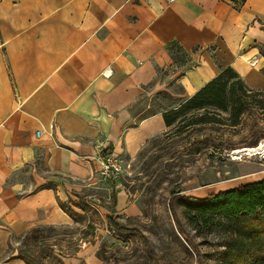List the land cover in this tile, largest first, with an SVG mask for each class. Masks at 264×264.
I'll return each mask as SVG.
<instances>
[{"label":"crops","instance_id":"obj_1","mask_svg":"<svg viewBox=\"0 0 264 264\" xmlns=\"http://www.w3.org/2000/svg\"><path fill=\"white\" fill-rule=\"evenodd\" d=\"M262 46L264 0H0V264L73 224L68 191L100 180L102 151L130 164L167 131L153 97L170 84L187 100L232 67L264 92Z\"/></svg>","mask_w":264,"mask_h":264},{"label":"rangeland","instance_id":"obj_2","mask_svg":"<svg viewBox=\"0 0 264 264\" xmlns=\"http://www.w3.org/2000/svg\"><path fill=\"white\" fill-rule=\"evenodd\" d=\"M261 49L264 54V46ZM191 64L178 66L184 69ZM160 79H164L162 73ZM168 90L153 97L161 111L177 109L185 100L173 98L182 91L179 85L172 83ZM249 96L248 110L238 127L231 126L225 113L211 111V122L191 127L190 115L183 116L149 142L130 164H123L125 171L120 177H103L100 166V180L95 185L76 181L68 191L72 197L67 195L64 205L73 224L41 230L37 243L24 239L18 246L22 256L30 264H197L190 241L200 253L202 264H223L225 257L232 258L225 264H252L248 244L237 243L247 240L237 238L222 219L195 227L187 208L177 200L174 206L185 231L183 236L169 207L177 195L204 198L211 192L264 179L263 150L257 156L233 160L236 150L264 143V92ZM201 139H211L213 145L229 149L214 156L213 147L195 152L193 143ZM113 194L117 195L115 208ZM108 215L138 229L151 243L156 258L138 235L109 231ZM235 257L243 261L233 260Z\"/></svg>","mask_w":264,"mask_h":264},{"label":"trees","instance_id":"obj_3","mask_svg":"<svg viewBox=\"0 0 264 264\" xmlns=\"http://www.w3.org/2000/svg\"><path fill=\"white\" fill-rule=\"evenodd\" d=\"M225 1L240 8L247 0ZM168 49L177 65L178 63L180 65H184L187 62L191 63L190 55L179 44L171 43ZM262 93L263 91L252 90L247 87L238 72L234 68L229 67L224 69L198 93L185 100L183 104H180L177 109L166 111L164 113V120L167 128H170L183 116L190 115L188 126L191 127L211 122L210 113L212 111V113L228 114L231 126L238 127L241 125L242 118L248 110L247 102L250 97L249 95ZM168 96L171 97V95ZM218 122L220 123L221 121ZM193 147L195 152L198 153L205 149L213 150V147L214 150L211 156L229 149L228 147L221 148L213 145L211 139L196 140L193 143ZM110 154H112V150L107 149L103 152V157L106 158ZM113 200L115 206L116 195H113ZM177 200L182 202L187 208L188 218L195 227H198L201 223L208 225L216 218L222 219L228 226V229L233 231L237 238L247 240L237 241V243L248 244L250 247L248 254L253 257L252 264H264V179L241 184L233 189L212 193L204 198L174 196L170 200L169 207L180 234L184 236L185 231L176 215L174 206ZM106 221L107 227L111 232H115L118 235H138L143 240L149 253L156 258L151 243L140 234L138 229L127 227L113 215L107 216ZM40 233L41 229L33 230L26 236L25 241L27 243H37L41 239ZM188 242L195 251L197 264H202L200 253L192 242ZM21 258L28 263L22 255ZM236 258L243 261V259H238V257L233 258V260ZM229 262H232V258L225 257L223 264Z\"/></svg>","mask_w":264,"mask_h":264},{"label":"built area","instance_id":"obj_4","mask_svg":"<svg viewBox=\"0 0 264 264\" xmlns=\"http://www.w3.org/2000/svg\"><path fill=\"white\" fill-rule=\"evenodd\" d=\"M168 3H173L175 0H165ZM111 75V72L105 73L106 77H109ZM38 136L41 135V133H37ZM103 152L100 153L99 161L101 165V175L105 178H118L120 177L124 171V165L122 162L113 154H110L108 157H103ZM248 156V155H246Z\"/></svg>","mask_w":264,"mask_h":264},{"label":"bare ground","instance_id":"obj_5","mask_svg":"<svg viewBox=\"0 0 264 264\" xmlns=\"http://www.w3.org/2000/svg\"><path fill=\"white\" fill-rule=\"evenodd\" d=\"M262 150L264 151V143H261V145L258 147L238 149L233 154V160H240L243 156L246 155H248L249 157L257 156L262 153Z\"/></svg>","mask_w":264,"mask_h":264}]
</instances>
